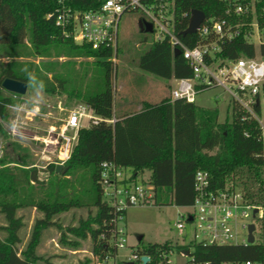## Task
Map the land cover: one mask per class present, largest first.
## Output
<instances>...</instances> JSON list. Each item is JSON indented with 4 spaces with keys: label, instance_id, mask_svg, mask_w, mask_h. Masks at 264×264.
<instances>
[{
    "label": "trees",
    "instance_id": "trees-1",
    "mask_svg": "<svg viewBox=\"0 0 264 264\" xmlns=\"http://www.w3.org/2000/svg\"><path fill=\"white\" fill-rule=\"evenodd\" d=\"M150 1L153 0H141L143 3ZM174 1L175 34L190 47L198 42V38L193 34L182 36L181 31L186 27L192 9L202 11L206 17H227L221 0ZM99 3L100 0H71L69 5L83 10L96 8ZM58 7V0H0V44L22 45L27 38V56L41 58L52 56V46L62 47L73 56L93 58L94 65L102 71V79L93 84L92 89H88V86H73L68 89L67 80L54 72L47 62L40 66L29 62L25 69L11 62L0 71V93L4 91L1 86L3 79L21 80L40 87L47 94H66L68 98L85 103L102 120L79 129L70 158L58 171L55 165L48 167L47 170L54 176L47 185L48 198L19 199L21 181L9 167L13 162L6 156L0 158V213L5 221L1 227L4 235H0V264H58L38 255L36 248L41 229L53 224L52 216L85 204L81 203L78 194L63 198L61 193L67 180H61L60 177L75 175L78 170H84L85 173L88 171L90 189L85 192L88 205L95 212L88 214L84 220L80 219L76 227H67L66 231L76 239L88 237L94 254L103 252V245L111 236L108 224L111 208L102 201L97 181L100 163L103 161H113L126 168L130 172L128 181L152 184L156 203L162 205L170 196L171 203L179 207L193 204L194 176L198 170L208 173L212 190H223L226 187L236 189L227 182L235 179L236 175L238 177L237 173H245L247 180L258 184V188L248 192L240 191L250 203L264 207V195L260 192L261 185L264 184L261 177L264 170V147L258 139L259 129L254 119L242 120L245 111L233 101L228 106L230 120L221 122L218 120L217 108L201 107L195 101L188 102L184 99L171 100L169 96L157 103L144 102L138 111L115 116L112 77L115 70L113 57L118 56V44L113 52L111 48L92 49L86 44L75 43L70 37L63 35L53 17H46ZM255 11L258 21L264 23V0L255 2ZM237 18L235 15L229 16L232 21ZM245 19L243 18L244 21ZM244 29L242 27L241 34L231 41L220 43L217 59L253 58L256 53L264 58V44L256 50L254 44L243 34ZM142 41L146 42L147 39L143 38ZM136 66L144 72L168 80L192 76L190 65L182 55L173 56L167 39L152 40L138 55ZM46 72H52L50 78L43 75ZM10 104L11 98L0 94V137H6L3 122L9 116ZM113 118V123L107 122ZM23 163L21 165H25ZM24 170L26 184L34 182L43 186L38 169L33 167L29 171ZM145 171H149L148 178L139 179ZM242 184L245 185L246 182L242 180ZM22 206L35 207L42 212L43 217L35 220L28 242L18 252V244L21 243L19 232L24 223L17 211ZM260 223L264 227V220ZM61 240H64L63 236ZM71 245L73 248L77 247L78 240ZM170 247L173 244L166 241L142 245L136 251L150 256L147 264H155V254ZM108 250L112 251V248ZM176 250L188 251V255L196 263L221 264L246 259L264 262V242L217 245L190 240L186 245L176 246ZM90 261L86 258L79 264H89Z\"/></svg>",
    "mask_w": 264,
    "mask_h": 264
},
{
    "label": "built area",
    "instance_id": "built-area-1",
    "mask_svg": "<svg viewBox=\"0 0 264 264\" xmlns=\"http://www.w3.org/2000/svg\"><path fill=\"white\" fill-rule=\"evenodd\" d=\"M70 1L58 0L59 7L46 17H53L55 25L61 29L63 35L70 37L75 43L86 44L92 49L111 48L113 52L116 51L118 44V25L121 15L129 10H140L144 15L142 19L152 25L150 33L153 40L167 39L172 52L177 48L179 54L190 65L192 76L172 79L175 86L170 90V99L194 102L198 92L210 87L222 88L230 95L231 100L245 111L242 120L252 118L256 121L259 129L258 139L264 147V58L258 53L253 58L239 57L235 60L216 58L220 43L239 36L242 27H245L243 34L254 46L257 44L258 48L264 44V23L258 21L255 11L257 0H221L227 17L216 19L213 16H204L195 32L191 33L198 38V42L191 47L175 34L174 0H153L147 3L141 0H100L96 8L83 10L72 8L69 5ZM231 15L238 18L232 21L229 19ZM247 17L250 19L246 20ZM46 116L54 117L50 112ZM53 120V123L47 126L45 136L39 138L45 150L54 151L53 164L58 166L63 165L70 158L79 129L97 124L102 119L94 113L92 107L78 102L68 109L64 116L55 117ZM114 121V118L107 120L111 123ZM47 159L50 160V157ZM127 171L113 161L100 163L97 181L102 201L111 208V218L108 222L111 236L104 243L103 252L100 254L92 252V264L150 262L149 255L140 254L136 250L130 249L128 254L118 253V250L127 246L126 233L124 226L121 225L125 210L131 206L155 201L154 186L150 183L128 181L130 172ZM194 189L193 204L185 207L188 209L186 213H179L180 219L175 223L176 229L182 232L186 223L193 224L190 240L203 244H249L247 226L250 223L254 224L255 229L252 232L254 237L257 222L264 220V207L250 203L243 193L236 189L226 187L223 190H212L206 171L198 170L195 173ZM254 209H257L255 213H253ZM248 215H251L252 220L239 224ZM238 226L245 231L244 236L238 230ZM255 242L254 239L253 243ZM109 248H112V251H109ZM172 254L173 247L158 251L155 254V264H179L171 259ZM143 255L148 257L145 263L141 261ZM177 255L185 259L188 257V260H184L182 264H211L196 263L193 257L188 255V251L179 250ZM221 264H264V262L246 259L237 262L225 261Z\"/></svg>",
    "mask_w": 264,
    "mask_h": 264
},
{
    "label": "rangeland",
    "instance_id": "rangeland-1",
    "mask_svg": "<svg viewBox=\"0 0 264 264\" xmlns=\"http://www.w3.org/2000/svg\"><path fill=\"white\" fill-rule=\"evenodd\" d=\"M144 17L140 10H129L121 15L118 25V56L113 60L115 70L112 77L114 88V114L119 116L123 112L138 111L144 102L157 103L162 98L168 97L170 90L175 83L172 79H165L153 74L144 72L136 66L138 55L153 40L151 33L140 32L137 20ZM146 38L147 41H142ZM29 42L27 38L22 45L0 44V71L11 62L18 64L22 69L27 68L29 62L40 66L41 63H49L54 72L65 78L66 86L71 89L73 86L84 88H94L93 84L102 79V71L94 65L93 58L76 57L67 53L62 47L51 48L50 57L27 56ZM257 50V44H255ZM59 55V56H56ZM34 71V69H32ZM46 77L50 78L52 72H46ZM2 96H9L11 104L9 106V116L3 122L6 137H0V158L7 157L13 163L9 167L12 173L20 180L21 190L19 199L25 200L31 197L33 200L48 198V182L54 177L47 170L50 165H54V151L48 152L44 149L41 138L46 134L47 126L53 123V118L62 117L66 111L77 103L76 99L68 98L66 94L50 95L45 93L40 87L27 84V90L23 95L8 93L6 90L0 93ZM231 97L220 87H210L198 92L195 96V104L205 108H217L218 120H230L231 114L228 106ZM21 108V109H20ZM29 112V113H28ZM50 112L53 118L46 116ZM44 114V115H43ZM16 126V127H15ZM14 127V132H13ZM50 157V160L47 159ZM24 161V163L22 162ZM51 161V162H49ZM25 165H21V164ZM35 167L38 169L39 179L43 181V186L34 182L26 184L24 182V169L28 171ZM128 172V171H127ZM236 178L227 182L233 184L237 191H250L258 188V184H253L247 180L245 173H237ZM242 174V175H240ZM149 171L139 176V179H147ZM262 181H264V170H262ZM66 179L62 187L63 198L79 195L82 206L73 207L68 211L52 216L53 224L46 225L41 229L37 254L43 258H50L58 264H79L86 258L92 264L91 240L76 239L67 233V227H76L80 219H86L88 214L95 212V209L88 205L86 190L90 189L88 171H76L75 175L60 177ZM242 180L246 184H242ZM262 195H264V184L261 185ZM49 199H52L49 196ZM185 207L175 206L171 203L170 196L162 205L152 200L149 203L128 207L125 210L124 220L121 223L126 233L127 246L118 250L119 254H128L131 250L146 244H161L166 241L173 244V254L171 259L182 264L188 257L181 258L177 255L176 246H183L192 238L193 224L186 223L185 229L180 232L175 227L179 213H186ZM17 215L22 216L23 226L19 232L21 243L18 244V252L23 249L28 242L32 226L36 219L43 217L41 211L33 206H22L18 209ZM251 215L246 216L239 223H247ZM257 222V221H256ZM5 224L4 217L0 213V235H4L1 227ZM260 222L256 224L254 239L256 242H264V227ZM196 226V225H195ZM238 230L244 236L245 231L238 226ZM64 240H61V237ZM142 237L138 241V237ZM78 240L77 247H71L73 241ZM19 253H17V256ZM42 264V263H40Z\"/></svg>",
    "mask_w": 264,
    "mask_h": 264
},
{
    "label": "water",
    "instance_id": "water-1",
    "mask_svg": "<svg viewBox=\"0 0 264 264\" xmlns=\"http://www.w3.org/2000/svg\"><path fill=\"white\" fill-rule=\"evenodd\" d=\"M204 13L200 10L197 9H192L190 11L189 15V20H188V25L186 29L181 31V35L185 36L187 34L194 33L196 28L199 26L200 22L204 19ZM137 26L140 32H145V33H150L152 31V25L150 22L145 21L142 18H139L137 20ZM179 55V50L177 48L173 49V56L176 57ZM1 86L4 90L10 92V93H15L19 95H23L26 90H27V83L21 80L17 79H12V78H5L3 79ZM62 165H58L56 170L58 171ZM257 209L253 210V213H255ZM255 229V226L253 223L248 224L247 226V231H248V236H247V242L249 244L253 243L254 237H253V230ZM141 236L138 237V241L141 240ZM141 261L143 263L148 261V257L143 255L141 256Z\"/></svg>",
    "mask_w": 264,
    "mask_h": 264
},
{
    "label": "crops",
    "instance_id": "crops-1",
    "mask_svg": "<svg viewBox=\"0 0 264 264\" xmlns=\"http://www.w3.org/2000/svg\"><path fill=\"white\" fill-rule=\"evenodd\" d=\"M77 103H78V102H77ZM123 113H125V112H123ZM123 113H122V114H123ZM122 114H120V115H122Z\"/></svg>",
    "mask_w": 264,
    "mask_h": 264
},
{
    "label": "flooded vegetation",
    "instance_id": "flooded-vegetation-1",
    "mask_svg": "<svg viewBox=\"0 0 264 264\" xmlns=\"http://www.w3.org/2000/svg\"><path fill=\"white\" fill-rule=\"evenodd\" d=\"M141 240H142V238H141ZM141 240H140V241H141Z\"/></svg>",
    "mask_w": 264,
    "mask_h": 264
}]
</instances>
